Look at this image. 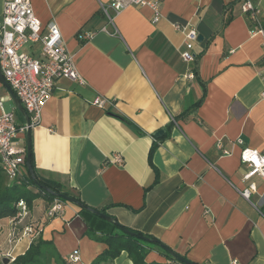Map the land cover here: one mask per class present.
I'll use <instances>...</instances> for the list:
<instances>
[{
	"label": "crops",
	"instance_id": "crops-1",
	"mask_svg": "<svg viewBox=\"0 0 264 264\" xmlns=\"http://www.w3.org/2000/svg\"><path fill=\"white\" fill-rule=\"evenodd\" d=\"M249 1L264 28V0ZM31 2L43 27H59L86 81H56L41 123L31 128L34 171L192 263L264 264V185L253 179L251 202L240 195L248 183L237 144L264 149V29L251 33L239 0H162L155 24L150 8L129 7L116 16V35L103 30L100 10L112 0ZM2 14L0 0V20ZM174 25H191L202 37L195 62L183 61L184 36ZM24 51L38 57L41 46ZM97 98L105 108L93 104ZM0 103V115L13 112L19 127L26 124L1 75ZM26 138L19 131V147L26 149ZM118 155L120 164L113 161ZM48 206L34 202L30 220L42 226L32 240L10 245L11 219L0 221V262L24 255L39 238L52 241L69 264H91L107 249L87 234L78 205L67 202L51 220L44 217ZM146 261L170 263L157 248ZM113 264L133 262L122 252Z\"/></svg>",
	"mask_w": 264,
	"mask_h": 264
},
{
	"label": "built area",
	"instance_id": "built-area-1",
	"mask_svg": "<svg viewBox=\"0 0 264 264\" xmlns=\"http://www.w3.org/2000/svg\"><path fill=\"white\" fill-rule=\"evenodd\" d=\"M162 0H112L109 4H100V10L107 20L105 32L119 34L115 25L116 16L129 7H148L154 13L153 23L161 19ZM243 13H250L251 20L259 24L260 11L249 0L242 4ZM175 30L182 33L186 50L181 52L185 63L195 61L194 46L199 37L197 30L191 26L174 25ZM263 29H251L252 34L262 33ZM40 44L41 52L38 57L24 51L26 47ZM73 55L68 51L59 27L54 23L43 27L40 18L35 14L31 0H3V14L0 20V69L5 82L15 93L29 117L30 127L39 125L43 110L51 99L56 84L60 79H67L85 85L86 81L79 73ZM192 76V75H191ZM264 100V68L261 75ZM99 108L106 107L105 99L97 98L94 103ZM2 107V103H0ZM28 127H19L13 112L2 111L0 115V167L10 182L18 185L24 180L26 165V149L19 147L16 142L20 132ZM241 146V162L247 171L244 181L248 183L245 189L239 190L240 195L251 202L257 193V185L253 179L258 177L264 185V149L257 150L245 146L242 139L237 141ZM217 148L223 155H229L221 143ZM115 163H121L120 156H114ZM66 203L61 199L54 200L46 209L44 217L47 220L59 217L65 210ZM20 212L18 220L11 219L13 229L9 233V244L12 245L19 237H36L35 226L28 224L19 235L18 226L29 217V208L25 201L18 203ZM12 261L15 259L7 255ZM72 263L79 260L78 252L70 257ZM9 259V260H10ZM234 264H237L234 262Z\"/></svg>",
	"mask_w": 264,
	"mask_h": 264
},
{
	"label": "trees",
	"instance_id": "trees-1",
	"mask_svg": "<svg viewBox=\"0 0 264 264\" xmlns=\"http://www.w3.org/2000/svg\"><path fill=\"white\" fill-rule=\"evenodd\" d=\"M244 0H239V3L243 4ZM257 8V7H256ZM258 9V8H257ZM247 20L249 21L250 28L256 30L258 26L263 28V23L261 17L259 16V24L254 23L250 18V13H243ZM196 59V58H195ZM195 62V61H194ZM196 73V71H195ZM199 102L196 106H198ZM186 114V113H185ZM157 149V143H154L150 149L149 162L152 164V157ZM34 159V158H33ZM32 159V165L34 170V163ZM35 172V171H34ZM24 180L22 184L18 185L15 182H10L5 173H3L0 167V221L5 219H15L18 220V214L20 209L18 208V203L20 201H25L29 213L34 207V202L37 199H43L48 205H50L54 200L61 199L58 195H65L74 201L81 203L79 196H76L64 189V187L53 180L45 179L39 176L36 172V177L40 184L47 187L51 192H46L37 186L32 180L31 174L25 165ZM65 203V199H61ZM92 209V208H91ZM102 214L108 215L105 208L103 209H93ZM81 214L83 215L85 222L87 223L88 232L87 234L91 239L95 241L104 243L107 245V249L99 255L91 264H113V262L121 256L122 252L127 253L129 259L133 264H150L147 263L146 259L150 250L157 248L160 252L166 256L169 260V264H182L176 259L172 258L163 249V244L157 241L152 236L143 234L142 232L125 228L130 232L134 233L136 236L129 235L121 231L118 227L119 224L115 222H109L99 215L92 213L88 210L81 209ZM31 224L35 226V233L38 235L41 230V223L39 221H31L30 216L27 217L17 228L16 234L19 235L23 227ZM36 235V236H37ZM147 237L156 240L157 243L151 244L144 242L141 238ZM184 260L190 262L185 256H181ZM53 262H58L59 264H69L66 259L62 258L56 251L52 241H44L39 238L34 243L31 244L29 249L24 255L18 256L13 263L8 264H52ZM192 263V262H190ZM0 264H5L3 261ZM157 264V263H151ZM195 264V263H193Z\"/></svg>",
	"mask_w": 264,
	"mask_h": 264
},
{
	"label": "water",
	"instance_id": "water-1",
	"mask_svg": "<svg viewBox=\"0 0 264 264\" xmlns=\"http://www.w3.org/2000/svg\"><path fill=\"white\" fill-rule=\"evenodd\" d=\"M197 40H199V41H201L202 40V37L201 36H199L198 37V39ZM0 75L3 77V75H2V73H1V69H0ZM5 84H6V86H7V89H8V91H9V93H10V95H11V97H12V99H13V101H14V103L16 104V106H17V108H18V110L24 115V117L26 118V124H25V126H27L28 127V129H27V138H26V140H27V142H26V166H27V168H28V170H29V172H30V174H31V177H32V180H33V182L35 183V186H37L38 188H40V189H42V190H44V191H46V192H51L47 187H45V186H43L42 184H40L39 183V181H38V179H37V177H36V174H35V172H34V170H33V165H32V145L33 144H31V127H30V122H29V117L30 116H28L27 115V113H26V111L24 110V108H23V106H22V104H21V102L19 101V99L16 97V95H15V93L11 90V88L8 86V84L5 82ZM165 133V131H159V132H157L156 134H155V137L158 139V138H160L163 134ZM58 197L59 198H61V199H65V201H67V202H70V203H74V204H76V205H78L81 209H85V210H88V211H90V212H92V213H95V214H97V215H99L100 217H102L103 219H105V220H107V221H109V222H114L113 221V219H112V217H110L109 215H105V214H102V213H100V212H98V211H95V210H93V209H91V208H89V207H87V206H85V205H83V204H81V203H78V202H76V201H74L73 199H70L69 197H67V196H65V195H58ZM115 223V222H114ZM118 227H119V229L121 230V231H123V232H125V233H127V234H129V235H132V236H136L134 233H132V232H130L129 230H126L123 226H121L120 224L118 225ZM144 242H147V243H151V244H155V243H157V241L156 240H153V239H150V238H147V237H143V238H141ZM163 249L166 251V253H168L172 258H174V259H176L177 261H179L180 263H182V264H193V263H190V262H188V261H186V260H184L179 254H177V253H175L173 250H171L170 248H168V247H166V246H163ZM3 262L5 263V264H8L10 261H9V259H4L3 260Z\"/></svg>",
	"mask_w": 264,
	"mask_h": 264
}]
</instances>
